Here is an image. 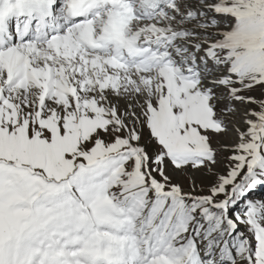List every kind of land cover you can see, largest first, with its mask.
Masks as SVG:
<instances>
[{"label":"snow or ice","instance_id":"snow-or-ice-1","mask_svg":"<svg viewBox=\"0 0 264 264\" xmlns=\"http://www.w3.org/2000/svg\"><path fill=\"white\" fill-rule=\"evenodd\" d=\"M260 190L264 0H0V264H264Z\"/></svg>","mask_w":264,"mask_h":264},{"label":"rangeland","instance_id":"rangeland-1","mask_svg":"<svg viewBox=\"0 0 264 264\" xmlns=\"http://www.w3.org/2000/svg\"><path fill=\"white\" fill-rule=\"evenodd\" d=\"M257 94H259V93H257ZM185 187H187V185H185ZM254 198H264V190H260L257 193H255Z\"/></svg>","mask_w":264,"mask_h":264}]
</instances>
